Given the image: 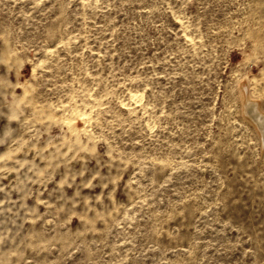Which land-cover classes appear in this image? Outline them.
<instances>
[{
  "label": "rangeland",
  "instance_id": "374dc122",
  "mask_svg": "<svg viewBox=\"0 0 264 264\" xmlns=\"http://www.w3.org/2000/svg\"><path fill=\"white\" fill-rule=\"evenodd\" d=\"M264 0H0V264H264Z\"/></svg>",
  "mask_w": 264,
  "mask_h": 264
},
{
  "label": "bare ground",
  "instance_id": "6f19581e",
  "mask_svg": "<svg viewBox=\"0 0 264 264\" xmlns=\"http://www.w3.org/2000/svg\"><path fill=\"white\" fill-rule=\"evenodd\" d=\"M244 113L257 127L264 142V113L260 110L259 105L255 102L246 100Z\"/></svg>",
  "mask_w": 264,
  "mask_h": 264
}]
</instances>
